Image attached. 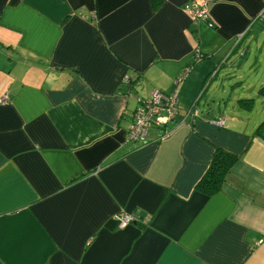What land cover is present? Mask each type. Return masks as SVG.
<instances>
[{"label": "crops", "instance_id": "1", "mask_svg": "<svg viewBox=\"0 0 264 264\" xmlns=\"http://www.w3.org/2000/svg\"><path fill=\"white\" fill-rule=\"evenodd\" d=\"M186 1L0 0V264H264V69L234 66L264 0H192L213 27ZM181 71L169 131L126 140L134 95ZM217 146L237 158L207 194Z\"/></svg>", "mask_w": 264, "mask_h": 264}, {"label": "built area", "instance_id": "2", "mask_svg": "<svg viewBox=\"0 0 264 264\" xmlns=\"http://www.w3.org/2000/svg\"><path fill=\"white\" fill-rule=\"evenodd\" d=\"M183 9L191 17L192 21H203L207 26H211L213 21L205 19L206 7L204 5L187 0L183 5ZM196 56H199V52L197 51ZM183 76L184 72L181 71L175 77L173 88L168 92L152 88L146 96L137 97V103L131 113L132 119L126 125L125 137L127 140L144 142L149 127H162V134H166L169 131L166 126L177 113L178 88ZM123 79L126 82L128 81L126 76ZM6 99V93H3L0 96V103L6 101ZM189 112L193 114L197 113L194 100L189 107ZM214 122L221 125L223 117H219ZM112 218L116 226L121 227L127 222L135 221L137 215L134 212L119 211Z\"/></svg>", "mask_w": 264, "mask_h": 264}, {"label": "rangeland", "instance_id": "3", "mask_svg": "<svg viewBox=\"0 0 264 264\" xmlns=\"http://www.w3.org/2000/svg\"><path fill=\"white\" fill-rule=\"evenodd\" d=\"M205 19L212 20L211 16L209 15L208 9H206V11H205ZM191 21H192V19H191ZM193 22H198V21H193ZM262 24L263 23L261 21H258L256 23L252 24L250 27V32H246L244 37L242 38V40L238 41V43H237V48L240 50L239 51L240 54H243V55L240 56V58L233 57L234 59L236 58V60H237L235 62L234 66H238L240 64L239 70L242 71L243 73H239V75H240V77L243 76L242 79H250L251 77L255 78L257 76V74L260 73L264 69V24H263V27H262ZM252 30H253V32H251ZM11 48L15 51V53L19 52L17 49H15V47L12 44H11ZM245 57H247L248 61H246L244 64L242 60ZM249 66H252L253 69H248ZM232 85H231V87H232ZM227 87H228V85H227ZM234 87H235V85H234ZM137 97H138V95H134V99H135L136 103H137ZM262 97H264V96H262ZM262 97L260 98V100L255 101L252 109H249V111L250 110L253 111V113H255L256 116H257V112H255L256 109L263 107ZM136 103H135V105H136ZM213 103H214V101L211 98L204 99V100L200 99L198 102V106L204 105L205 109L206 108L208 109L212 105H214L212 108V111L215 110L214 112H217L218 111V108H217L218 105L216 102H215V104H213ZM146 137H147V135H146ZM130 141L137 142V143H143L142 141H135V140H130Z\"/></svg>", "mask_w": 264, "mask_h": 264}, {"label": "trees", "instance_id": "4", "mask_svg": "<svg viewBox=\"0 0 264 264\" xmlns=\"http://www.w3.org/2000/svg\"><path fill=\"white\" fill-rule=\"evenodd\" d=\"M188 1H192V0H188ZM152 4L153 6L157 5L158 0H152ZM259 17L260 16L254 17L255 19L253 18L254 20L252 21L250 25L258 22ZM213 26H214V23L212 22L211 26H208V27H213ZM122 80L125 82L124 79ZM124 84H126L127 87H132V85L135 84V78L134 79L129 78L128 81ZM256 94L258 96H264V82L261 83L257 87ZM138 96H146V95H138ZM252 100H253V97H249V98L243 97V98H239V103L243 106H249L252 103ZM131 119L132 117L130 118V120ZM262 123H264V119L260 122V124ZM236 158L237 156L235 154L228 152L222 147H218V146L215 147L213 149L209 163L206 169L204 170L203 174L200 176V178L195 183V187L199 189L200 191L205 192L207 194L213 193L216 190H218V188L221 185V182L223 181L225 173L227 172V170L229 169V167L231 166V164L234 162ZM106 224L109 225L110 221H106Z\"/></svg>", "mask_w": 264, "mask_h": 264}]
</instances>
